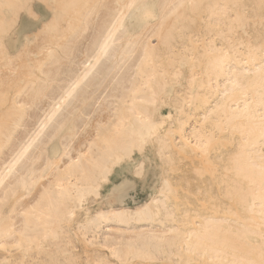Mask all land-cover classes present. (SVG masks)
I'll return each mask as SVG.
<instances>
[{"label": "bare ground", "instance_id": "bare-ground-1", "mask_svg": "<svg viewBox=\"0 0 264 264\" xmlns=\"http://www.w3.org/2000/svg\"><path fill=\"white\" fill-rule=\"evenodd\" d=\"M32 2L0 0V240L30 210L44 247L0 264H264V0H135L155 18L125 10L107 40L133 0H48L39 38Z\"/></svg>", "mask_w": 264, "mask_h": 264}, {"label": "snow or ice", "instance_id": "snow-or-ice-1", "mask_svg": "<svg viewBox=\"0 0 264 264\" xmlns=\"http://www.w3.org/2000/svg\"><path fill=\"white\" fill-rule=\"evenodd\" d=\"M25 13L27 14L29 18V23L34 26V28L37 30L35 32V36L37 38L41 36H45L48 34H51L55 32L58 29V22L56 18H49V15H45V10L50 9L54 7L51 5L48 0H33L31 4H26L23 6ZM154 5L148 4V3H136L135 0H133L132 3H125L123 5H118V15L116 17V23L113 24L112 28L108 30L107 32V39H111L113 30L116 28L117 24H121L122 26V20L126 15L125 10H128L129 12L133 9L138 10L141 12L142 19H152L154 17ZM185 7H191L193 9H196L199 7V5L195 3H191L188 5H185L184 3L180 4H172V5H167L165 6L166 11L164 13V19H167L169 15H172L173 13L177 12L179 9H183ZM167 9H171L172 11L169 12ZM239 18H236L234 23L238 21ZM30 39V38H29ZM231 40V30L229 33L222 35L220 39H218L216 42L220 43L222 46L218 51H220L223 54L224 60H228V53L224 51V47L227 43H230ZM223 42V43H222ZM107 43L101 46L100 50L103 51L104 49L107 48ZM147 51V49H146ZM130 56L134 55V52L129 51L128 53ZM95 59H99V55L95 57ZM91 65V62H90ZM87 73H85L86 75ZM68 95H71V92L68 93ZM34 143L33 137H29L28 141H26L25 145H22L20 150L15 153V155L12 157V160L10 163L5 164L4 168L7 169L6 175H11V173L14 170V166L19 164V162L25 157L27 154L29 148L32 147ZM8 185L5 183V179L3 177H0V187L6 188ZM7 196V194H5ZM0 211H7V199L0 200ZM21 215H23L25 219V223L23 226V231L20 233L21 236V241L18 243H12L11 238L9 237V234H5V237L3 240H0V249H3L4 251H7L9 246L12 248L18 249L20 251H24L27 253L28 251H32L34 247H39L43 249V245L40 244L38 241H33L30 238V227H29V221L28 218L30 217V210L22 212ZM47 239V237H45ZM113 257L116 259H120V254L115 250L111 249ZM65 255H68V253H65ZM20 264H23V262H20ZM44 264H84V261L82 260H77V259H72V260H55V259H50L44 262ZM96 264H109V261L107 260H102V261H97ZM111 264H115V261H112ZM121 264H123V261L121 260Z\"/></svg>", "mask_w": 264, "mask_h": 264}, {"label": "rangeland", "instance_id": "rangeland-1", "mask_svg": "<svg viewBox=\"0 0 264 264\" xmlns=\"http://www.w3.org/2000/svg\"><path fill=\"white\" fill-rule=\"evenodd\" d=\"M24 20H25V22H29V19H26V18H24ZM101 202H99L97 205H96V208L98 207V205L100 204ZM82 213H80V212H78V216H79V218H81L82 217ZM80 246V248H79V252L81 253V256L83 257V258H85L86 257V254L85 253H88L89 255H90V253L92 254V252H93V247H91L88 243H86L85 241H83V243L81 244V245H79ZM88 251V252H87ZM92 251V252H91ZM95 251V250H94ZM104 252H106L105 250H103ZM5 254L3 253V254H0V262L2 263L3 261H4V258H5Z\"/></svg>", "mask_w": 264, "mask_h": 264}]
</instances>
